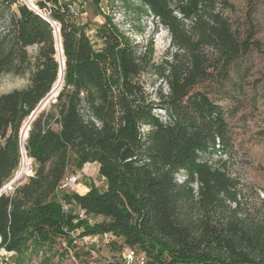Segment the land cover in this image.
Returning a JSON list of instances; mask_svg holds the SVG:
<instances>
[{"label": "trees", "instance_id": "1", "mask_svg": "<svg viewBox=\"0 0 264 264\" xmlns=\"http://www.w3.org/2000/svg\"><path fill=\"white\" fill-rule=\"evenodd\" d=\"M114 1H105L110 12L97 33L100 45L89 19L53 9L63 53L45 18L2 0L17 3V11L0 27V77L29 74V83L0 94V187L20 163L24 121L54 82L47 96L62 88L25 126L36 168L14 193L0 196L2 245L15 251L16 264H62L78 240L107 234L108 244L121 241L122 252L137 247L150 264H264V209L244 200L237 177L203 158L229 150L220 101L243 92L246 56L258 40L241 36L217 0H121L134 15L131 29L152 16L168 30L170 44L156 62L153 40L139 44L114 21ZM258 3L264 6L250 0V9ZM145 74L168 89L150 91ZM90 162L100 164L106 188L90 184L82 194L61 187ZM77 208L103 219L91 223Z\"/></svg>", "mask_w": 264, "mask_h": 264}, {"label": "rangeland", "instance_id": "2", "mask_svg": "<svg viewBox=\"0 0 264 264\" xmlns=\"http://www.w3.org/2000/svg\"><path fill=\"white\" fill-rule=\"evenodd\" d=\"M86 1L88 16H85L82 21L85 22L87 19L91 21L88 32L95 45H100L102 39L97 36V33L102 30L106 16L100 11L99 2ZM217 1V8L228 17L233 28L243 37L248 33L251 34L252 40H258V45L253 46L246 56V63L250 70L243 82V92L237 93L236 99L227 97L220 101L227 111L226 117L231 134L229 150L223 154L205 155L203 158L225 168L231 176L237 177L242 182L244 200L249 205L257 204L264 209V6L258 3L255 9H250V0ZM20 2L21 0H17V3ZM17 3L7 7L0 0V27L3 26L11 12L17 11ZM112 11L114 21L121 22L119 26L124 30H129L130 36L136 42L144 45L148 40H153L155 61L161 62L170 44L166 27L162 26L157 18L145 16L140 23H135L134 29H131L128 19L134 15L125 13L121 0L114 1ZM141 29H143L142 32L138 33L137 30L141 31ZM30 50L34 51L35 46ZM145 78L148 80L150 91H155L159 86L168 89L167 84L155 75L145 74ZM28 83L29 74L4 73L0 77V94L25 87ZM56 92L57 90L53 96L44 99L43 110L50 108ZM28 120L29 118L24 123ZM77 171L81 173V177L73 185L72 190L81 193L86 191L90 184H95L100 188L107 187L108 181L102 174L99 163H87ZM73 173L75 172H70L69 177ZM178 180H184L182 172L178 174ZM76 212L81 217H88L91 223L103 219L93 215L87 216L81 208H77ZM108 240L109 238L105 237L96 241L85 238L78 240L77 246L66 253L62 264H114V262L121 261L122 251L118 250L121 241H118V245H114L108 244Z\"/></svg>", "mask_w": 264, "mask_h": 264}, {"label": "built area", "instance_id": "3", "mask_svg": "<svg viewBox=\"0 0 264 264\" xmlns=\"http://www.w3.org/2000/svg\"><path fill=\"white\" fill-rule=\"evenodd\" d=\"M34 3L28 2V0H21V4L26 5L29 9L35 13L41 15L45 18L51 25L54 36H60L61 38V26L62 23L59 19L53 16V9L57 6L65 7L73 16L83 19L88 16V8L86 0H33ZM104 0H100L99 7L103 14H108L110 10L106 7ZM58 45V44H57ZM56 45V50L59 47ZM26 139L24 136H20V154L21 159L18 167L15 169L13 174L8 178L3 185L0 187V196L3 194H12L17 187L24 184L30 176L35 172V161L34 158L28 155L26 149ZM81 173L76 171L71 177L69 174L62 181L61 187L68 188L73 187V185L79 180ZM62 206L65 211L70 210L72 204L62 201ZM84 211V210H83ZM85 212V211H84ZM77 233L73 232L72 236ZM100 235L95 236H85V239H90L93 241L99 240ZM105 238H109L106 234ZM65 243V242H64ZM122 264H150L149 257L147 254L137 247L126 246L122 252ZM0 264H16V253L15 251L8 250L4 245H2V238L0 236Z\"/></svg>", "mask_w": 264, "mask_h": 264}, {"label": "water", "instance_id": "4", "mask_svg": "<svg viewBox=\"0 0 264 264\" xmlns=\"http://www.w3.org/2000/svg\"><path fill=\"white\" fill-rule=\"evenodd\" d=\"M55 41H56V45L58 43L57 47H59V49H61V52H63V46H62V41H61L60 36L55 37ZM61 65L63 66L62 69H61V72H62V78L64 79V74H65V70H64V68H65V60H63V59L61 60ZM54 84H55V82H54ZM54 84H53L51 90L46 94V96L53 90ZM61 89H60V91H61ZM59 92H58V94H59ZM58 94H57V96H58ZM46 96L40 100V102L37 104V106L35 107V109L30 114L29 120L26 122V124L23 125V127L21 129V133H20V136L21 137L24 136L23 130H24L25 126L26 125L29 126V124H31L33 122V120L38 116V114L43 110L42 103H43L44 99L46 98ZM57 96L55 97V99L53 101H56L57 100Z\"/></svg>", "mask_w": 264, "mask_h": 264}, {"label": "bare ground", "instance_id": "5", "mask_svg": "<svg viewBox=\"0 0 264 264\" xmlns=\"http://www.w3.org/2000/svg\"><path fill=\"white\" fill-rule=\"evenodd\" d=\"M33 1V0H32ZM28 2H30L29 0H28ZM30 3H34V1L33 2H30ZM58 44V43H57ZM59 51L61 52V49H59ZM58 92H59V90H57V92H56V95L58 94ZM55 93V92H54ZM54 93H52V94H50L49 96H47V97H51V96H53L54 95ZM31 125V124H30ZM24 137L27 135V129H25V131H24ZM25 139V138H24Z\"/></svg>", "mask_w": 264, "mask_h": 264}, {"label": "crops", "instance_id": "6", "mask_svg": "<svg viewBox=\"0 0 264 264\" xmlns=\"http://www.w3.org/2000/svg\"><path fill=\"white\" fill-rule=\"evenodd\" d=\"M85 186H86V185H85ZM86 187H87V186H86ZM88 190H89V187H87V190H86V191H88ZM86 191H84V192H81V193L83 194V193H85ZM79 193H80V192H79Z\"/></svg>", "mask_w": 264, "mask_h": 264}]
</instances>
